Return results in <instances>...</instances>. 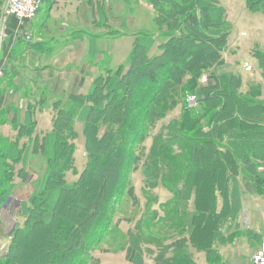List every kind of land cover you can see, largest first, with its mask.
I'll use <instances>...</instances> for the list:
<instances>
[{"label": "crops", "instance_id": "0c3cea01", "mask_svg": "<svg viewBox=\"0 0 264 264\" xmlns=\"http://www.w3.org/2000/svg\"><path fill=\"white\" fill-rule=\"evenodd\" d=\"M135 2L137 0H43L35 19L21 26L15 19L4 20L2 15L7 0H0V71L3 72L0 75V136L11 138V134L4 132L8 128V132L14 134L13 140L16 134L20 137L18 148L24 149L26 155H35L40 151L36 142L41 144V139L53 131L54 103L90 92L97 78L107 71L122 69L127 72L136 49H147L149 57L162 56V49H170L172 43L168 42L171 37L180 36V32L165 35V27L152 21L154 16L139 17ZM220 3L226 13L229 12L223 0ZM130 5L134 6L132 10ZM245 5L248 9L246 0ZM227 20L233 26L228 16ZM229 41L230 37L222 53L221 65L195 59L199 66L194 71L199 74L201 71L195 85L197 94L188 92L186 98L194 94L202 100L207 99L208 96L200 91L201 78L205 74L209 75L206 87L220 83L219 75L222 74L225 78L239 76L245 81L238 66L244 68V62L248 61L239 49L229 51ZM186 43L181 41L180 48ZM198 43L200 45L194 43L195 49H213ZM261 50L264 53V49ZM255 70L252 79L263 84L262 69L255 67ZM192 72L185 75L187 83ZM188 84L193 85V82ZM248 88L243 84L238 91L245 92ZM177 111L179 115H175ZM181 111L179 105L164 119L178 118ZM16 124L21 131L15 128ZM223 127L215 129L213 125H205L202 132L212 136L209 143L218 150L225 151L226 147L231 150L233 138L227 136L226 131H219ZM80 128L81 132V123ZM28 130H32L29 137L21 136ZM24 138L27 140L23 141ZM80 140L85 153V139L82 136ZM142 144L145 145V140ZM173 145L174 149H180L179 144L174 142ZM76 149L79 146L74 152L75 169L65 174L67 183L72 185H76L80 176L79 170L76 171ZM250 158L251 163H245L233 156L220 157L221 172L208 178L212 183L210 188L201 185L206 177L199 176L196 171V165L200 166L197 159L191 163L186 158L179 160L185 176L175 167V160H170L168 175L157 178L154 190H145L144 195V187L140 185L141 192H138L135 184L136 196L139 197V193L147 196L145 205L136 216L117 213L111 216L104 239L88 251L89 264H253L252 255L264 238V168H260V172L256 164L264 165V160L255 161L251 155ZM253 167H256L255 174L249 173ZM45 169L43 167L40 177ZM21 170L24 176L20 175ZM32 175L26 160L16 165L10 199L14 193L23 195ZM134 175L140 180L144 178L143 174L132 172V177ZM36 189L37 186L29 196L24 194L23 199H26L16 207L11 208L9 200L4 202L0 210L1 225L3 212L10 224L14 209H20V214L27 211ZM147 215H151V225L142 223Z\"/></svg>", "mask_w": 264, "mask_h": 264}, {"label": "trees", "instance_id": "16d2710c", "mask_svg": "<svg viewBox=\"0 0 264 264\" xmlns=\"http://www.w3.org/2000/svg\"><path fill=\"white\" fill-rule=\"evenodd\" d=\"M148 1L156 9V15H154L152 21L164 26L165 30L169 29L168 33L164 32L165 35L180 32V36H173L168 42V44L172 43L170 49H162L164 54L154 57L148 56L147 49H136L130 59L132 66L127 72L124 73L122 69H117L103 73L97 78L95 86L90 92L71 95L64 102L70 108L62 106L58 108L57 104L59 102L54 103L53 108L55 107L54 109L57 108L58 110L53 131L41 139V144L36 142V146H40V151L42 148L44 149L47 158L48 154L50 155L51 158H48V161H54L45 169L43 180L46 184L50 181L57 182V186L59 184L58 187L64 191L61 193L62 197L59 193L56 194L59 203L57 202L55 206L62 209L57 228L63 231V234L71 240L65 248L58 252L55 260H51L53 262L49 263L50 260H48L45 264H71L77 259L86 257L89 254L88 251L99 243L101 237L106 233L107 227H109L111 216L117 212L116 205L114 208V197L117 196L120 199L127 189L122 191V185L126 180L125 176L129 171H132L130 167L135 170L140 168L139 165L143 156L136 152V149H138L137 140H139L140 147H142V142L149 135V131L155 128L159 121L167 117L179 105H181L182 110L180 117L172 118L164 124L153 139L146 167L142 169L146 180L152 182L160 176L168 175L170 160H175V167L183 173V166L179 164V160L186 158L191 163L193 159H197L196 156L199 158L202 151L215 154L211 163H206L203 166L196 165L195 168L199 176L206 177L201 185L207 188H210L212 184L208 178L211 179L221 172L220 157H235V153H237L243 162L251 163L250 154L243 152L247 149L241 148L245 142L239 139L241 134L239 128L243 124L240 120H238V129H233V126L228 123L224 130L227 132V136L233 138L230 143L233 146L231 150L228 147L225 151L218 150L209 141H193V138L189 139V136L187 137L183 133L184 130H195L203 136H210L208 133L202 132L203 128L200 127V122L203 119L207 121V125L217 122L223 111L213 109L214 97L220 99L221 96L219 95L222 94L217 92L220 90L222 92L227 91L232 87L240 96L249 100L245 101L239 97L242 102L253 103L248 106L252 111L258 113L257 117L264 125L263 84L256 83V85L250 86L247 91L240 92L238 88L242 81L239 76L225 78L223 74L219 75L220 83L210 87L200 83L201 93L208 96L207 99L204 98L203 100L198 96L197 104L201 107L200 112L197 111V104L190 105L187 102L186 94L188 92L197 94L195 85L201 74V71L200 74L199 71H194L199 66V63H195V59L206 61L209 65L222 64V53L228 45L230 33L233 29L232 24L227 20L225 7L220 3V0ZM246 2L249 10H264V0H246ZM173 24H176V26H173ZM181 41L184 43L186 41L192 42L186 43V46L182 49L180 48V45H183ZM198 42L213 49H195L196 45L194 43L200 45ZM171 49H181V51L179 55H173ZM258 62L264 74L263 52L258 55ZM191 71H193L191 73L192 78L188 83L193 82V85L188 84L185 80L186 73ZM212 92H215V94ZM223 96L226 95L223 94ZM229 99L230 97L228 101ZM220 102H222V99ZM140 113H143L142 117H139ZM78 122L83 125L81 132L77 128ZM140 123L142 126L139 127ZM81 135L85 139L87 156L90 155L92 159L91 154L96 149L103 153L104 157L95 161L97 167L95 175L100 179L101 189L94 190L96 197L93 200V206L83 215L80 221L78 228L80 236L71 238L73 236L71 232H76V224L73 225V220L65 212V201L68 200V197L64 196L66 193H72L73 188H76L77 185L83 184L80 187L83 192L84 183L93 172L90 168L93 164L92 161H87V166L76 185L68 184L65 178L68 170L75 169L74 152L77 148V146L75 147V141ZM247 135L249 134L246 132L242 133L241 138L244 137V140ZM174 142L179 144L180 149H174ZM18 150L14 152L11 150L3 152L1 150L0 153V156L5 157L4 161L0 163V191L5 197H3L4 200H1L3 203L15 186L16 165L25 154L24 149L18 148ZM22 171H20V175L24 176L25 173ZM249 173L255 174L256 167L249 169ZM183 174L185 176L186 172ZM58 187H53V189ZM44 193L45 188L41 190L40 194ZM129 193L135 199L134 187H131ZM72 194L74 195V193ZM39 196V193H34L31 197L30 207L27 211L22 212V216L27 217L25 226L18 228L19 223H17L11 231L10 238L12 241L9 242L6 256L0 258V264H14V261L17 260L18 237L28 233L30 228L29 219H31L30 210L36 208L34 203ZM62 201L64 202L62 203ZM71 208H76V206H71Z\"/></svg>", "mask_w": 264, "mask_h": 264}, {"label": "rangeland", "instance_id": "374dc122", "mask_svg": "<svg viewBox=\"0 0 264 264\" xmlns=\"http://www.w3.org/2000/svg\"><path fill=\"white\" fill-rule=\"evenodd\" d=\"M169 3L171 2L169 1ZM223 3H225L227 8H229V12H227V16H228V19L233 23V29H232V33H231L230 41H229V45H231L229 51H232L233 49H239V52L241 53L242 57H244L254 67L260 70V66L258 63V55L260 54V52H262L261 49H264V12L251 13L246 8L245 0H223ZM134 5L137 9L139 17L151 18L152 16L156 15V9L154 5L148 0H140V1L137 0V2L134 3ZM133 7L132 5H130L129 7L130 10H132ZM40 10L41 8L39 9V11ZM173 26H176V24H173ZM164 32L168 33L169 29L168 30L166 29ZM171 51L173 52V55H179V52L181 51V49H171ZM229 55L231 54L229 53ZM238 68L239 69L241 68V73L245 79V81H243L244 83L243 82L240 83V86L241 85L243 86V84L247 87L256 85L257 81L253 80L252 79L253 77L251 76L253 75V72L252 73L246 72L245 69L240 66H238ZM262 79H263L262 82L264 84V74L262 75ZM211 86H213V84H211ZM212 93L215 94V92H212ZM217 93H220L222 95H219L221 96L220 99L218 97H214V101H213L214 108L213 109L216 111L222 110L223 113L218 118L216 123L214 124L210 123L209 125H213L215 129H217L219 126H224L219 131L225 132L224 130L226 129L225 127L226 125H228V123L233 126V129H238L239 128L238 120L242 121L243 124H241L239 128V130L241 131L239 139H242V141L245 142L243 143L241 148L247 149V150H243V152H248L251 156H253V160L255 161L264 160V125L262 124L261 120L257 117L258 113L256 111H252V109L248 106L253 103L245 102L246 100L247 101L249 100L246 99L245 97L240 96V94L236 92L233 87L230 90H227V91L225 90L223 92L222 90H220ZM223 94H225L227 97L223 96ZM229 97L230 99L228 101ZM239 97H241V99L245 101L242 102ZM221 99H222V102H220ZM57 102H59L57 104L58 108L60 106L68 107V105L64 103V99L58 100ZM197 105H196L198 109L197 111L200 112L201 107ZM68 108H70V106ZM57 110L58 109L56 108L55 110L56 115H57ZM142 115L143 113H140L139 117H142ZM175 115H179V111H177ZM260 115L263 116L262 113H260ZM169 120L170 119L168 118L162 119L161 121L157 123V126H155V128L149 131L148 133L149 135H147L145 139V145L142 144L143 147H140V144H139L140 142L139 140H137L136 145L138 149H136V152L140 156H143L142 157L143 159L139 165L140 168H138L141 170H135L133 169V167H130L132 171L131 172L129 171L127 176H125L126 180L124 182V185H122L123 186L122 191H124L126 188L127 189L125 190V192H123L124 194L122 197H120V199L117 198V196L114 197V203H115L114 208L116 205L117 214L130 215V217L131 215L136 216L135 214L140 210V207H142L143 205H145L144 203H146L147 196H144L146 195L145 190L146 191L154 190V184L157 182L156 177H155L156 180H153L152 182L150 180L149 181L146 180V178H143V180H140L139 178H136L135 175L132 177V172H135V174L137 175L143 174L142 169H145L146 167V162L148 161V155L150 153V147H151L152 141L154 137L157 135L155 134V131L157 130L160 131L161 127L164 124L168 123ZM205 125L207 124L202 123V121L200 122V127L205 126ZM231 125L230 127H232ZM18 126L19 125L16 124L15 128H17L19 132L21 130L18 128ZM140 126H142L141 123L139 124V127ZM78 127L80 131L81 129L80 123L78 124ZM82 128H83V125H82ZM198 128H199V125H198ZM31 131L32 130H28L27 132L24 131L23 133H21L22 134L21 136L24 135L25 137L27 136L29 137ZM4 132L7 134L8 133L11 134V138L8 136H4L3 134H2L3 135L2 137L0 136V153H1V150L3 152L7 150H11L12 152L19 151L18 141L20 137H18L16 134L15 136L16 140H13L14 134L8 132V128ZM245 132L248 133L249 135H247V138L243 140L244 137L241 138V135L242 133H245ZM183 133L187 135V137L189 136V139L193 138V141L196 140L198 142L199 141L203 142V141L213 140L212 136H209V137L203 136L195 130L194 131L184 130ZM80 137H82V135ZM80 137L76 140V144L77 146H79V149L78 150L76 149V167L79 169L76 168V171L78 170L80 171V172L78 171L77 174L81 175L83 173V171L85 170L87 166L86 161H92L93 164L90 166V168L92 169L93 172L89 175V178L84 183L83 192L81 191L82 188H80L82 187L83 184L80 186L77 185V187L73 188V191H72L74 195L71 192H69V193H66L64 196V197H68V200L65 201V207H66L65 212H67L68 217L73 220L72 221L73 225L76 224V232H71L73 234L71 238H77L80 236L78 232L80 221L83 218V215H85V213L88 210H90V208L93 206V200L96 197L94 190L101 189L100 179L98 178L97 175H95L96 170H97L96 169L97 167L95 166V161L102 159L104 157L103 153L97 149L96 151L93 152V154H91L92 159L90 155L89 156L85 155L86 149L84 148L85 149V153H84L83 147L80 146L82 142V140H80ZM26 140L27 138L23 139V141H26ZM235 150L238 151L237 148H235ZM23 156L24 158L23 157L22 159L20 158L19 162H21L22 164V162L26 160L27 165L29 166L30 170L33 171V175L30 176V179L27 182V188L24 190L22 196L20 194L14 193V194H11L13 196L11 199H10V196L9 198L6 197V201L9 200L8 204L11 208L16 207L17 204L19 203L21 204V202H23V200L26 199V198L23 199L24 197H26L24 194H27V196H29L28 193L32 191V189L34 190L36 186H37V189L35 190L36 191L35 193L37 194L39 193L40 196L38 197V199L35 200L34 206L36 208L34 209L31 208L30 210L31 219H29L30 228H29L28 233H25L18 237V249L16 253L17 260L14 261V264H45V262L48 260H50L49 263H51L53 262L51 260H55L58 252L62 250L63 248H65L66 245H68L71 242L70 238L64 235L63 231H60L57 228L59 225V220H60L58 218L62 214V209L61 207L56 208L55 206L57 202L59 203V200L57 199L58 195L56 194L59 193L60 197H62L61 193H63L64 191L63 189L58 187L60 186L59 184L57 186V182L53 183L52 181H50V183L46 184L45 181L43 180L44 174H42V176L40 177V173L43 167L47 168L49 164L54 163V161H48V158H51V157L48 154V158H47L44 152V149H42L41 151H38L37 153H35V155L32 154L31 156V154L28 155L27 153V155L23 154ZM214 156L215 154L213 152L209 153V152L202 151L199 154V158L197 156L196 158L198 162L200 161V166H203V165H206V163H211L212 157L214 158ZM235 157L236 159H239L237 153H235ZM4 159L5 157L0 156V163H2ZM130 161L132 162V160ZM256 164H257L258 170H260V168H264L263 164H260V163H256ZM228 165H230V163ZM260 172L262 171L260 170ZM80 178L81 177L79 176V178H77L78 179L77 181H79ZM71 179L72 177L69 176V180ZM38 180L39 182H37ZM135 184L138 187L137 188L138 192L139 191L141 192L140 185L144 187V195L139 193V197H138L136 196V193H134L135 194V199H134L130 195L129 190L131 189V187L136 188ZM53 187H58V188L53 189ZM43 188H45V193L40 194ZM46 191H47V195H46ZM120 192H121V189H120ZM3 197L4 195L0 191V210L4 205L3 201H1V200H4ZM63 202L64 201H62V203ZM71 206H76V208H71ZM136 206H138L139 208ZM126 208H128L129 210L127 209L126 211ZM130 209H133L132 212ZM19 211L20 209L17 210L16 208V210L15 209L13 210L15 214L14 215L13 213L10 214V217L13 219L10 224L6 220V214H4V212L2 214L5 226H4V223L3 225H0V258L5 257L8 252V247L10 244L9 242L12 241V239L10 238V232L12 231V229L16 227L17 222L19 223L18 228L25 226L24 224L27 218L25 216H22V213L20 214ZM48 222L50 223L48 224ZM142 223L144 224L148 223V225H151V215H147V217H145ZM145 235L146 237H148L150 234H145ZM103 236L99 240V243L104 239ZM149 237H151V235ZM263 241H264V238L262 239V243L257 251L261 249ZM89 261H90V256L88 254L86 255V257L77 259L75 262H72L71 264H89Z\"/></svg>", "mask_w": 264, "mask_h": 264}, {"label": "built area", "instance_id": "2783aa9c", "mask_svg": "<svg viewBox=\"0 0 264 264\" xmlns=\"http://www.w3.org/2000/svg\"><path fill=\"white\" fill-rule=\"evenodd\" d=\"M42 0H7V3L3 10L4 20L15 19L21 26L24 24L29 25L33 19L37 16ZM28 40L31 39L30 36L26 37ZM245 70L247 72H252L254 70L253 66L245 63ZM0 75L3 72L0 71ZM209 81V75L205 74L201 78V83L206 84ZM187 102L190 105H195L198 102V97L196 95H189L187 97ZM253 264H264V241L262 247L252 256Z\"/></svg>", "mask_w": 264, "mask_h": 264}]
</instances>
